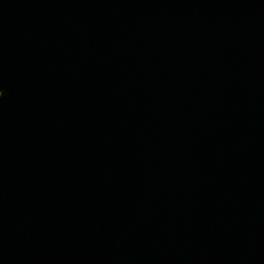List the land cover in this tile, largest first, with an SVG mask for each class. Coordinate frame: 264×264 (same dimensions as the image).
Returning a JSON list of instances; mask_svg holds the SVG:
<instances>
[{
	"label": "water",
	"instance_id": "1",
	"mask_svg": "<svg viewBox=\"0 0 264 264\" xmlns=\"http://www.w3.org/2000/svg\"><path fill=\"white\" fill-rule=\"evenodd\" d=\"M0 264H264V0H0Z\"/></svg>",
	"mask_w": 264,
	"mask_h": 264
}]
</instances>
